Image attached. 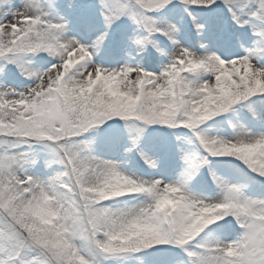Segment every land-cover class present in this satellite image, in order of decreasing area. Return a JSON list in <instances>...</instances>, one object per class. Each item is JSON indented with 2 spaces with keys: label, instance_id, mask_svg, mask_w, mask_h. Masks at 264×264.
<instances>
[{
  "label": "snow or ice",
  "instance_id": "1",
  "mask_svg": "<svg viewBox=\"0 0 264 264\" xmlns=\"http://www.w3.org/2000/svg\"><path fill=\"white\" fill-rule=\"evenodd\" d=\"M0 264H264V0H0Z\"/></svg>",
  "mask_w": 264,
  "mask_h": 264
},
{
  "label": "rangeland",
  "instance_id": "2",
  "mask_svg": "<svg viewBox=\"0 0 264 264\" xmlns=\"http://www.w3.org/2000/svg\"><path fill=\"white\" fill-rule=\"evenodd\" d=\"M125 170H126V171H134V170H136V168H135L134 166H133V167H132V166H129V167L127 166V167L125 168Z\"/></svg>",
  "mask_w": 264,
  "mask_h": 264
},
{
  "label": "bare ground",
  "instance_id": "3",
  "mask_svg": "<svg viewBox=\"0 0 264 264\" xmlns=\"http://www.w3.org/2000/svg\"><path fill=\"white\" fill-rule=\"evenodd\" d=\"M112 48H113V47H112ZM114 56H117V57H118V53L114 54ZM124 59H125V58L123 57V58H121L120 61L123 62ZM111 62H112V59L109 61V63H111ZM109 63H108V64H109ZM111 65H112V64H111ZM111 65H110V66H111Z\"/></svg>",
  "mask_w": 264,
  "mask_h": 264
}]
</instances>
